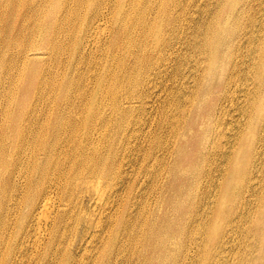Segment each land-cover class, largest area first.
Returning a JSON list of instances; mask_svg holds the SVG:
<instances>
[{"label": "bare ground", "instance_id": "1", "mask_svg": "<svg viewBox=\"0 0 264 264\" xmlns=\"http://www.w3.org/2000/svg\"><path fill=\"white\" fill-rule=\"evenodd\" d=\"M0 264H264V0H0Z\"/></svg>", "mask_w": 264, "mask_h": 264}, {"label": "rangeland", "instance_id": "2", "mask_svg": "<svg viewBox=\"0 0 264 264\" xmlns=\"http://www.w3.org/2000/svg\"><path fill=\"white\" fill-rule=\"evenodd\" d=\"M158 104V103H157ZM157 107V106H156ZM155 109L154 110H152V114L150 115V120L154 123V125L156 124V119H155ZM153 119V120H152ZM155 121V122H154ZM138 165V164H137ZM136 166V165H135ZM81 232V231H80ZM75 235H76V233H75ZM73 236L72 237V240H73V248L76 250L77 249V243H75V241H77V240H79V237H80V235L79 234H77V236ZM75 240V241H74ZM78 242V241H77ZM77 246V247H76Z\"/></svg>", "mask_w": 264, "mask_h": 264}]
</instances>
